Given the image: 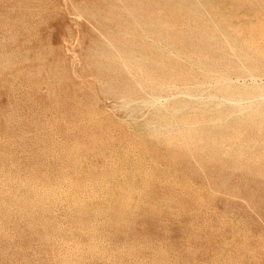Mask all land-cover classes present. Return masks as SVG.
<instances>
[{
    "label": "rangeland",
    "instance_id": "374dc122",
    "mask_svg": "<svg viewBox=\"0 0 264 264\" xmlns=\"http://www.w3.org/2000/svg\"><path fill=\"white\" fill-rule=\"evenodd\" d=\"M0 264H264V0H0Z\"/></svg>",
    "mask_w": 264,
    "mask_h": 264
},
{
    "label": "bare ground",
    "instance_id": "6f19581e",
    "mask_svg": "<svg viewBox=\"0 0 264 264\" xmlns=\"http://www.w3.org/2000/svg\"><path fill=\"white\" fill-rule=\"evenodd\" d=\"M214 31V30H213ZM244 46V45H243ZM169 51V50H168ZM200 85V84H199ZM214 87V86H213ZM211 91V90H210ZM214 93V92H213ZM180 96V95H179ZM192 98V97H191ZM159 102V101H158ZM227 102V101H226ZM235 103V102H234ZM232 104V103H231ZM195 109V108H194ZM197 109V108H196ZM195 111V110H194ZM244 111V110H243ZM153 116V115H152ZM249 117V116H248ZM174 119V118H173ZM185 125V124H184ZM183 128V127H182ZM193 131V130H192ZM197 131V130H196ZM201 131V130H200ZM195 132V131H194ZM204 133V132H203ZM199 136V135H198ZM207 140V139H206ZM208 141V140H207ZM206 141V142H207ZM207 143H209V142H207ZM217 150V149H216ZM78 152V151H77ZM5 176V175H4ZM10 181V180H9ZM67 181V180H66ZM23 198V197H22Z\"/></svg>",
    "mask_w": 264,
    "mask_h": 264
}]
</instances>
